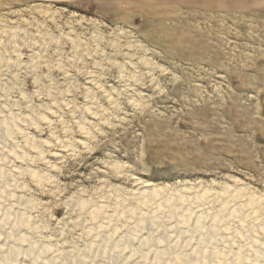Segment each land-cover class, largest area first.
Instances as JSON below:
<instances>
[{
	"label": "rangeland",
	"instance_id": "rangeland-1",
	"mask_svg": "<svg viewBox=\"0 0 264 264\" xmlns=\"http://www.w3.org/2000/svg\"><path fill=\"white\" fill-rule=\"evenodd\" d=\"M15 24L35 39L42 28L55 36L37 68L30 63L36 47L24 40L27 69L0 58L3 115L37 118L25 134L5 136L0 154L12 175L4 205L31 217L33 229L23 228L30 240L76 254L90 240H118L135 228L138 242L152 214L162 237L175 222L169 207L183 193L190 202L182 213L191 204L210 218L225 199L228 216L242 205L206 248L240 246L252 256L258 246L264 264V0H0V33ZM71 28L81 41L101 38L99 54L72 62L74 46L63 39ZM145 184L161 193L146 207L138 190ZM204 192L197 207L191 197ZM163 197L168 209L158 208ZM137 217L145 228L136 227ZM169 234L177 239L176 230Z\"/></svg>",
	"mask_w": 264,
	"mask_h": 264
},
{
	"label": "bare ground",
	"instance_id": "bare-ground-1",
	"mask_svg": "<svg viewBox=\"0 0 264 264\" xmlns=\"http://www.w3.org/2000/svg\"><path fill=\"white\" fill-rule=\"evenodd\" d=\"M42 13H44V10ZM45 14L48 15L46 12H45ZM47 18H49V21H50V17H47ZM51 18L54 19V17H51ZM53 19H51V21H53ZM55 19H54V21H55ZM18 24H19V22H18ZM92 25H93V23H92ZM42 29H39V36L35 39L33 37H35L36 35L34 34L35 36H33V34H30L29 32H31V31H28V29L26 27L22 28L16 24H15V26H9V27L5 25V27L3 28V30L0 33V48L3 47V50H4L3 56L1 55V51H0V58L3 62V64H6L9 62V60L10 61L12 60L11 61L12 65H13L12 68H14V69L19 68V67L15 68L16 66H21L24 69H27L29 67L28 66L29 63H27V64L25 62L23 63V61L21 60V57H20V50H19L20 48L19 47H23V46H20L21 45L20 42H22V40H24V42H23L24 45L36 47L35 52H34V56H32V59L34 57V60L31 61L30 63H32L31 67L37 68L39 66L38 65L39 63H38V60H36L37 61L36 62L35 59H41L42 58V54L45 52V50H47V47L49 46L47 44V42H55V38H54L55 36L52 37L50 34L46 33V31H44ZM72 30L73 29L71 28V32L65 34V37H63L64 41L70 42L74 46L73 50L75 51L76 56L73 58L71 57L72 62H75L77 64V62L80 61L79 59H81L84 55L91 56V54H93L94 52L98 53V51L101 50L100 46L102 44L100 45L101 42H99V40L101 38L100 39L98 38L99 39L98 41L91 44V43H88L86 41H83V40L81 41L80 39H78V37L72 33L73 32ZM95 33L98 36V33L97 32H95ZM36 34H37V32H36ZM92 38H94V37H92ZM60 40H61V38H60ZM115 50H117V49H115ZM81 54H82V56H81ZM21 56H22V54H21ZM3 68H5V67L3 66ZM5 72H7V71H5ZM95 78L96 77H93V78L91 77V79H89L90 83L95 82ZM7 89H8V87H7ZM1 93L4 97V96H6V95H4V93H8V92L3 91ZM53 104H55V102ZM52 111H54V110H52ZM28 117L29 118L24 119L20 115H18L16 113L14 114L13 112L8 113L7 115H3V112L1 111V108H0V154L3 153L7 149V146L4 144L5 143L4 142L5 136H7V137L9 136V138H10L12 135H15L16 132H19L21 134H25V129H24L25 125H26V127H27V125H31V124H33L35 126L37 125V118H35L34 116H31V115H29ZM11 138H13V137H11ZM8 152L11 154L15 153L17 159L26 158L25 154L16 153L13 148L9 149ZM34 160H35V158H34ZM9 176L11 177L12 175H8L7 173H5L4 172V166L0 163V198H1L0 199V264H214L215 262L217 263L218 261L222 262L220 264H258L259 260L262 256L258 246L257 247L255 246L256 245L255 244L256 243L255 242L256 237L252 239L254 244H255V245L252 244L253 247L255 246L254 250L252 252L253 253L252 256L247 254V252L246 253L243 252L242 247L239 246V248L236 252L231 251L233 254V258H232L233 260L231 259L232 261H229V262L226 261L227 260L226 256H228L227 253L229 254L230 251L220 249L217 246L218 244H216V243H215L216 245H214V249L211 250V247L206 248L207 247L206 245L210 246V244L212 245L214 243L213 241H214L215 236H216L215 233L217 234L216 231L218 230L220 224L225 223L224 221L228 218H232V217L235 218L238 214H242L243 206L242 205L237 206L235 209L230 211L229 215L227 214L228 216H226L224 214V212L227 210L228 201H226L224 199V200H222V203H221L219 209L216 212H214L210 218H207L206 212L198 210V208H197V211L195 209H192L190 207L191 204L182 213L179 211L180 205L181 204L184 205V203L187 204V202H190L189 201L190 199L187 200L186 196L185 195L183 196V193H180V194H182V196L181 195L178 196V194H179L178 193L176 196V199L172 198L174 200L171 203L172 206L169 207V214L172 216V217L170 216L172 219L174 217L175 222H174V225L172 227L165 228V232H164L165 234L162 237L155 236V234H154V232H155L154 231V228H155L154 222L157 221L156 220L157 218L154 214H152L150 216L149 220L147 221L148 222L147 227H149L147 230H148L149 234H147V236L141 237L138 240V242H136L138 238L135 236L134 231H131V230L135 229V228H133V229L129 230L128 232L126 231L127 233L125 235H122L118 240H112V238L111 237L109 238V236L103 237L102 240L98 243H96V241L90 240L84 246V248L81 249L76 254L74 253V251H67L66 252V251H60L57 249L55 250L56 247L54 248L55 245H52L53 243L47 244V245L46 244L41 245L43 243H40V245H39V243L33 242L32 240H30V236H28V233L26 234L23 232L24 227H27V228L29 227V228L33 229L34 226H33L32 222L30 221L31 217L28 218L27 214L24 211L15 210L14 209L15 205H8V206L4 205L5 203L3 202V196L7 197V193L9 191L10 187H12V185H11L12 181H11V183L9 182L10 181ZM15 179H16V176H15ZM6 180H7V182H6ZM138 190H140L139 192H141V193L139 195L142 198V200H139V201H141V202H139V205H141V203H144L145 204V206L143 205L144 207H146L147 204H150V202L148 203L149 200L153 202L155 200V198H157V197L159 198V196H161V193L159 191L160 189L159 190L154 189L151 187L150 184H145L144 186H140V188ZM241 190L242 189H240V191ZM171 192H173V191H171ZM5 193H6V195H4ZM159 193H160V195H159ZM12 194H13V192H12ZM238 194H239V191H235L232 194V196L237 198L236 196ZM206 195H208L207 192H204L202 195H199V194L195 195L194 197H191L188 195L187 196H188V198L191 197L192 198L191 201L193 200L192 202L196 203L197 207H198V206H200L199 203L201 201L202 202L204 201V199L206 198ZM218 196H219V194H218ZM218 196H216V197H218ZM173 197H175V196H173ZM233 197H231V198H233ZM172 199L170 197V200H172ZM249 199H250V201L247 202L248 205H253L254 204L253 198L250 197ZM29 200H31V199H29ZM168 200H169V198L164 199V197H163V199L158 202V208L161 209L162 207L166 206L168 209V203H169ZM29 205H31V203ZM153 205H155V204H153ZM169 205H170V203H169ZM154 207H152V208H154ZM189 207H190V209H189ZM149 208H150V206H149ZM158 208H157V210H158ZM180 209H181V207H180ZM202 209L204 210L205 207ZM194 210H195V212H194ZM210 211H212V210H210ZM210 211H209V213H210ZM99 213H101V212H99ZM192 213H197V215H196L197 217H196L194 223L190 225L189 223H191L193 221L190 222L191 219H190L189 214H192ZM94 214H95V212H94ZM106 216H107V214H106ZM247 217H248L247 215L242 216V217L239 216L238 219H240L241 223H245ZM118 218H119V216H118ZM206 219L207 220L210 219V220H208V222H206L205 221ZM258 219H255V220L258 221ZM147 222H146V220H143V219L141 220V217H140L137 219L135 224H136L137 228H143L145 226V224H147ZM133 227H135V225ZM164 227H163V229H164ZM256 228H257V226H256ZM172 229L176 230L178 233L177 237H176L177 239H175V240H172V235L170 236V234H169ZM259 229H260V227L256 231H258ZM135 230H137V229H135ZM261 230H263V232H264V228H262ZM89 232H91V230ZM32 233H34V232H32ZM89 235H90V233H89ZM114 238H115V236H114ZM242 238H244V237H242ZM247 241H248V238H247ZM209 248L211 250L210 252H208ZM260 248H261V246H260ZM260 262H261V260H260Z\"/></svg>",
	"mask_w": 264,
	"mask_h": 264
}]
</instances>
